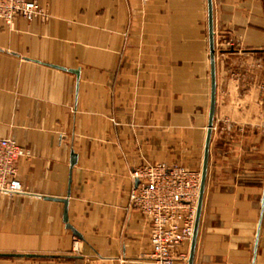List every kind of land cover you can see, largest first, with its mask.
<instances>
[{
    "label": "crops",
    "instance_id": "obj_1",
    "mask_svg": "<svg viewBox=\"0 0 264 264\" xmlns=\"http://www.w3.org/2000/svg\"><path fill=\"white\" fill-rule=\"evenodd\" d=\"M31 1L46 19L0 20V138L32 152L17 165L23 192L0 193V264H156L132 171L202 173L208 0ZM213 16L217 104L194 264H264V0H213ZM46 198L69 200L82 238Z\"/></svg>",
    "mask_w": 264,
    "mask_h": 264
},
{
    "label": "built area",
    "instance_id": "obj_2",
    "mask_svg": "<svg viewBox=\"0 0 264 264\" xmlns=\"http://www.w3.org/2000/svg\"><path fill=\"white\" fill-rule=\"evenodd\" d=\"M18 17L28 22L46 19L47 13L31 0H0V20L12 28ZM32 157L10 138H0V193L20 194L17 165ZM135 186L130 206L150 222L151 257L156 264H177L187 259L180 249L191 242L195 232L202 173L180 163H145L132 171Z\"/></svg>",
    "mask_w": 264,
    "mask_h": 264
},
{
    "label": "water",
    "instance_id": "obj_3",
    "mask_svg": "<svg viewBox=\"0 0 264 264\" xmlns=\"http://www.w3.org/2000/svg\"><path fill=\"white\" fill-rule=\"evenodd\" d=\"M208 5H209V33H210V54H211L210 56L211 57V105H210V113H209L207 138H206L205 150H204L202 182H201L200 197H199V204H198L197 220H196L194 236L191 242V251H190V257H189L188 264H194L195 253L197 249L199 227H200V221H201V215L203 211V204H204V197H205V190H206L207 179H208L210 149H211V143L213 139V129H214L216 104H217V73H216V49H215L213 0H208ZM76 75L79 77V72H76ZM76 164H77V155L73 153L72 161H71V168L73 169ZM46 199L55 201V202H61L65 205L64 222L67 226V229L71 230L72 233L78 238H82L81 234L69 223V216H68L69 200L59 199V198H46Z\"/></svg>",
    "mask_w": 264,
    "mask_h": 264
}]
</instances>
